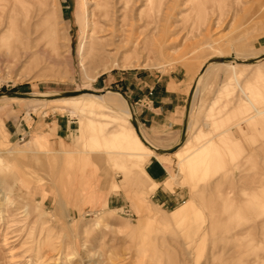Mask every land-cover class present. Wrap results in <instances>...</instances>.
I'll use <instances>...</instances> for the list:
<instances>
[{
	"label": "rangeland",
	"instance_id": "rangeland-1",
	"mask_svg": "<svg viewBox=\"0 0 264 264\" xmlns=\"http://www.w3.org/2000/svg\"><path fill=\"white\" fill-rule=\"evenodd\" d=\"M22 2L0 1V93L124 94L136 74L195 81L214 57L264 54V0H163L161 11L139 0L126 28L138 48L110 46L99 62L86 0ZM203 80L225 83L214 107L225 105L189 139L187 161L161 160L165 187L188 190L173 208L151 198L160 183L133 142H114L133 127L123 109L0 97V264H264V64H215Z\"/></svg>",
	"mask_w": 264,
	"mask_h": 264
},
{
	"label": "crops",
	"instance_id": "crops-1",
	"mask_svg": "<svg viewBox=\"0 0 264 264\" xmlns=\"http://www.w3.org/2000/svg\"><path fill=\"white\" fill-rule=\"evenodd\" d=\"M137 75L127 80L124 94L132 103L142 134L156 148L171 149L177 146L181 142L186 118L187 132L183 147L200 129L207 133L212 128V123L208 121L207 115H212L214 109L218 111V109H221L225 105V101H223L219 105L221 106L220 108L219 106L214 107L225 85L223 81L203 80L198 87L199 90H194L188 115H186L187 103L195 84L194 79L173 76L155 79H151L150 76V79H148L143 76L138 77ZM209 92H211V95L207 96ZM225 112H223L221 117L217 116L215 121L221 124L225 120ZM229 112L230 109L228 110V117ZM233 136L237 140L240 139L238 135L234 134ZM42 138L43 135H38L36 136V141L39 142ZM181 147H179V150L183 148ZM169 154V156H165L176 161L177 158L174 154ZM156 155L163 156L157 153ZM141 160H147L143 169L145 175L154 184L156 182L160 183L155 193L151 194L152 199L167 208H173L186 198L188 191L186 186L183 187L177 184L173 189L165 187L164 181L169 177V171L165 163L162 162L164 160L161 161L155 155H144ZM179 179L182 180L183 177L181 176ZM89 187V198L95 199L97 197L95 185L91 184Z\"/></svg>",
	"mask_w": 264,
	"mask_h": 264
},
{
	"label": "bare ground",
	"instance_id": "bare-ground-1",
	"mask_svg": "<svg viewBox=\"0 0 264 264\" xmlns=\"http://www.w3.org/2000/svg\"><path fill=\"white\" fill-rule=\"evenodd\" d=\"M0 1L3 3L4 6L7 5V0H0ZM17 1L22 2V0H20V1L17 0ZM49 1L50 0H37V2L40 4V11H41L43 4L48 5ZM138 1L139 0H86L87 5L89 4L90 8H91L90 11L88 12V16H87V28H88L90 42L88 44V47L86 48V51H88L89 53H92L98 49L95 46L96 45L99 46L100 51H101V55L97 59L98 62L105 59V54L110 53V50H109L110 46H115L117 50H120L124 47H128V45H130V44H131V47L134 48V50L138 48L139 42H137V40H132L131 34L128 32V29H126L128 23H129L128 20L131 18V16L133 18V11H134L133 5L135 3H137ZM24 3H26V2H24ZM23 4H21V5H23ZM147 4L148 5L152 4L154 9H156L157 11H161L163 0H146L145 6H147ZM26 6H27V4H26ZM144 7L138 13V16H140V19H144V17H145V14H144L145 12L143 10ZM135 11H136V9H135ZM150 13L151 14H149V12H148L146 17H148V20H154V18H155L154 13L155 12L153 13L151 11ZM135 15H137V14H135ZM54 16H52V17L54 18ZM157 18H155V19H157ZM138 19H139V17H138ZM162 20H164V19H162ZM53 31L55 33L57 32L55 28L53 29ZM130 32H133V31H130ZM57 38H58V35L56 34V39ZM117 38H118V41H116ZM159 46H160L159 48H162L161 43L159 44ZM162 54L163 55L165 54L164 50H162ZM129 63H130L129 58H126V61L124 62L123 66L128 67L130 65ZM215 64H225V65H227L231 68H234V69H245V68H250L252 66H255L256 64H264V58L259 59L255 62H251V63H243V62H237V61L209 62L206 64V68L203 71V73L198 75V77L196 79L197 85H196L195 89L199 90L198 87L200 86L203 75H205V73H207V71H209V69H211V67ZM97 91H99V90H97ZM196 94L198 95V93H196ZM33 95H35V94H33ZM39 96H47V95H39ZM8 98H10V99H25V100H28V99L29 100H47V101H60V102H65L68 100H77V99L86 101L85 100L86 98H93V99H96L102 103H105V102L109 103L112 106H114L115 108L123 109L126 116H127L126 122H128L129 124H130V122L128 120V115H130V117L132 115V112H131L129 106L126 104L127 103L126 99L119 92L114 91V90L103 91L102 93H81V94L76 95V96L56 98V99L34 98V97L33 98H22V97H16V96L8 97ZM88 104H91V103L89 102ZM102 106L105 108H110L109 105L102 104ZM144 138L146 139V137H144ZM114 142H116V143H118V142H120V143H122V142L123 143L124 142L125 143L126 142L131 143V142H133L132 146H129V147H132L133 150H136L134 152L132 151L133 152L132 156H135L136 158L137 157L140 158L141 156H144V155H148V156L155 155L161 160H166V159L168 160L169 157H167L165 155H168V156L170 155V154H165V153H157L153 148H151L149 145L145 144V142H143V140L140 138V136L136 132L134 126L131 129L121 130L119 132V134L117 135V138L114 140ZM147 142L149 144H151L152 146H154L148 140H147ZM189 144L190 143L187 142L184 147L182 146L183 148L181 147L182 149H180V150L178 149L177 151H175L176 152V153L174 152L175 154L173 153L174 156L177 159H179L180 162L181 161L183 162L185 160L187 161V158L191 155V154L189 155V153H188L190 150L188 148ZM121 149H124V148H121ZM120 152H122V151H120ZM156 153L161 154L163 156H158V155H156ZM187 210H188L187 207L181 208V211H179L174 218H176V217H177V219L183 218L184 214L186 212H188Z\"/></svg>",
	"mask_w": 264,
	"mask_h": 264
},
{
	"label": "water",
	"instance_id": "water-1",
	"mask_svg": "<svg viewBox=\"0 0 264 264\" xmlns=\"http://www.w3.org/2000/svg\"><path fill=\"white\" fill-rule=\"evenodd\" d=\"M263 58H264V54L263 55H259L258 57L248 58V59H239V58H236L235 55H231V56H217V57L212 58L207 63H209V62H225V61H237V62H243V63H251V62H255V61L259 60V59H263ZM205 68H206V64H205V66H203V68H202V70H201V72L199 74L203 73ZM196 85H197V80H195V84H194V86L192 88V91L190 93V97H189V100H188V103H187L186 115H188L189 107H190V104H191V99H192L194 90L196 88ZM81 93H101V92H99L97 90H91L89 88H85V89H82V90H71V91H64V92H61V93L51 94V95H47V96H39V95H33V94H30V93H26V92L14 91V92L0 93V97H2V96H8V97L16 96V97H22V98H33L34 97V98L56 99V98L76 96V95H79ZM119 93L126 99V101L128 103V106H129V108H130V110L132 112V115L129 118V120L131 121V123L133 124L136 132L138 133L140 138L143 140V142H145V144L149 145L157 153H165V154L174 153L175 151H177L179 149V147H181L184 144L185 139H186V132H187V118H186V120L184 122L183 132H182V136H181V142L177 146H175L174 148H171V149L156 148V147L152 146L151 144H149L147 142V140L144 138L143 134L141 133V130L139 128V125H138L136 117H135V113H134L131 101L126 97L125 94H123L122 92H119Z\"/></svg>",
	"mask_w": 264,
	"mask_h": 264
}]
</instances>
